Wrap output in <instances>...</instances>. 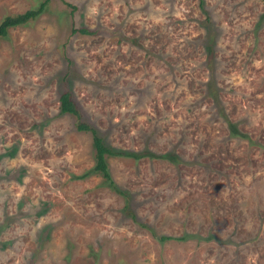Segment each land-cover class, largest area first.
<instances>
[{
    "label": "rangeland",
    "instance_id": "374dc122",
    "mask_svg": "<svg viewBox=\"0 0 264 264\" xmlns=\"http://www.w3.org/2000/svg\"><path fill=\"white\" fill-rule=\"evenodd\" d=\"M65 92L149 153L106 156L122 195ZM0 264H264V4L51 0L0 37Z\"/></svg>",
    "mask_w": 264,
    "mask_h": 264
},
{
    "label": "trees",
    "instance_id": "16d2710c",
    "mask_svg": "<svg viewBox=\"0 0 264 264\" xmlns=\"http://www.w3.org/2000/svg\"><path fill=\"white\" fill-rule=\"evenodd\" d=\"M62 1V0H61ZM254 1H261L264 4V0H254ZM51 2V0H43L41 3L38 4L37 7L34 9H30L25 11L23 14H17L14 16H8L5 17L0 22V37L6 36L9 29L25 26L32 20H35L39 15H41L47 5ZM67 6H69L68 3H65ZM201 6V4H200ZM74 32L79 33L80 35H92V32L88 31L87 29H77L74 30ZM209 92L212 91L209 89ZM215 96V95H214ZM59 112L60 115L67 114L74 116L76 121L74 123V129L77 132L87 133L91 135L93 147L95 150V166L93 168L94 172L100 173L103 178L109 183V186L113 189L115 193H118L122 195L117 189L114 187L113 181L111 180V176L107 169V164L105 161L106 156H124V157H133L135 159H140L145 156H147L149 153H131V152H122V151H115L109 146H107L104 142L103 136H101L97 129L93 127L92 125L87 124L85 121L82 120L81 112L78 109L76 103L72 100L70 93H63L59 97ZM230 132L232 135H236L238 133L236 126L229 125ZM169 159H172L173 156L169 155ZM85 175L81 176L83 178ZM126 208V207H125ZM125 211V210H124ZM169 237H161V241L170 240Z\"/></svg>",
    "mask_w": 264,
    "mask_h": 264
}]
</instances>
